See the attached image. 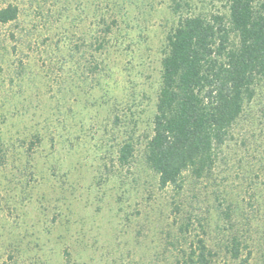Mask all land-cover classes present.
Masks as SVG:
<instances>
[{"label":"rangeland","instance_id":"rangeland-1","mask_svg":"<svg viewBox=\"0 0 264 264\" xmlns=\"http://www.w3.org/2000/svg\"><path fill=\"white\" fill-rule=\"evenodd\" d=\"M172 1L0 0L20 11L0 26V264H175L183 214L144 153ZM101 15L111 33L98 51L88 45ZM251 111L235 131L247 147L225 148L220 169L239 202L225 236L262 264L263 96ZM126 141L135 154L123 165ZM217 224L212 208L214 240L224 238Z\"/></svg>","mask_w":264,"mask_h":264},{"label":"trees","instance_id":"trees-1","mask_svg":"<svg viewBox=\"0 0 264 264\" xmlns=\"http://www.w3.org/2000/svg\"><path fill=\"white\" fill-rule=\"evenodd\" d=\"M198 2L202 9H196ZM19 12L17 4L0 8V26L17 21ZM172 12L176 21L163 51L161 85L144 153L158 175L159 190L170 191L175 210L183 214L178 242L172 243L175 264H219L221 257L224 264L227 259L248 264L251 251L243 257L239 237L225 236L234 228L239 202L226 189L220 168L228 164L225 148L230 144L247 147L248 141L235 138V131L264 97V3L173 0ZM99 26L102 36L88 45L98 51L111 33L104 15ZM134 154L133 141H126L118 160L127 165ZM212 208L218 214L216 229L224 236L216 242L209 231Z\"/></svg>","mask_w":264,"mask_h":264}]
</instances>
